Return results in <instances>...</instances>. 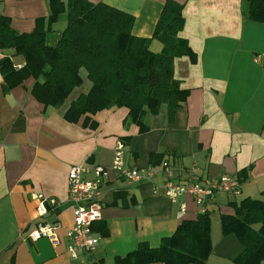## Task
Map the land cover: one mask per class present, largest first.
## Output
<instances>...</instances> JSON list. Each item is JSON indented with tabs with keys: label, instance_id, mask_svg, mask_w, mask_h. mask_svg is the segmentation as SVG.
<instances>
[{
	"label": "crops",
	"instance_id": "1",
	"mask_svg": "<svg viewBox=\"0 0 264 264\" xmlns=\"http://www.w3.org/2000/svg\"><path fill=\"white\" fill-rule=\"evenodd\" d=\"M88 1L132 15L133 35L152 39L168 0ZM174 1L184 5L180 36L193 52L175 60V78L189 96L173 121L166 109L148 113L145 134L135 124L125 126L127 108L91 116L95 129L84 126V118L77 124L64 119L71 103L92 88L86 69L80 72L83 84L60 108L35 99L33 78L6 93L0 72V264H121L118 260L141 244L161 248L199 210L191 196L166 197L162 164L167 160L182 180V171L193 167L199 182L231 175L241 183L240 201H264V23L247 17L245 0ZM1 15L17 32L31 33L38 19L50 17L51 8L49 0H0ZM67 24L64 13L47 33L48 46L58 44ZM162 50V43L152 41L151 51ZM5 56H12L17 67L24 65V57L11 50H0V59ZM119 141L126 146L128 166L153 169L155 179L129 185L113 177L103 189V219L94 223L99 245L73 259L67 239L74 225L68 171L75 164L110 166ZM39 193L60 203L58 213L46 218L57 225L58 244L28 237L43 220L33 198ZM237 197L217 193L210 200L211 219L219 212L212 219L214 246L207 264H234L244 250L236 235H223L221 225L222 215L235 214L230 204ZM183 205L187 211L181 215Z\"/></svg>",
	"mask_w": 264,
	"mask_h": 264
},
{
	"label": "trees",
	"instance_id": "2",
	"mask_svg": "<svg viewBox=\"0 0 264 264\" xmlns=\"http://www.w3.org/2000/svg\"><path fill=\"white\" fill-rule=\"evenodd\" d=\"M51 15L38 19L31 33L11 28V19L0 16V50L23 56L17 67L12 56L0 59V72L6 93L33 78L32 94L45 107L60 108L83 84L86 69L92 88L73 101L65 120L93 129L91 116L112 108H127L125 126L135 124L140 133L149 131L148 113L166 109L173 121L189 91L175 78V60L193 56L188 42L180 36L185 27L184 5L168 0L152 39L133 35L134 17L105 3L88 0H49ZM245 14L264 23V0H245ZM67 13L68 24L56 46L46 43L47 33L59 17ZM47 22V27L45 23ZM163 45L160 53L151 51L152 41ZM156 155H152L155 157ZM234 215H222L223 235L234 234L244 246L234 264L264 262V201L245 198L232 202ZM211 212L195 220H185L161 248L141 244L121 264H207L213 253ZM258 226V227H256Z\"/></svg>",
	"mask_w": 264,
	"mask_h": 264
},
{
	"label": "built area",
	"instance_id": "3",
	"mask_svg": "<svg viewBox=\"0 0 264 264\" xmlns=\"http://www.w3.org/2000/svg\"><path fill=\"white\" fill-rule=\"evenodd\" d=\"M162 165L166 197L177 200L181 196H191L199 207L198 215L209 212L210 200L217 193H227L235 197L241 194V183L234 176L224 174L199 182L196 179L198 169L193 167L182 171L185 178L182 180L174 164L167 160ZM68 172L69 201L74 213V225L67 233L68 253L71 258L77 259L81 253H93L99 245L94 223L103 219V189L112 178L129 185H140L145 182L152 183L155 173L150 168L129 167L126 146L122 141L117 142L110 166L75 164ZM154 193L158 194V191L155 190ZM33 198L37 202L38 217L43 220L29 234V239L34 242L48 239L58 244L57 225L46 218L58 213L60 203L43 193L34 194ZM186 211L187 207L183 205L181 215Z\"/></svg>",
	"mask_w": 264,
	"mask_h": 264
},
{
	"label": "rangeland",
	"instance_id": "4",
	"mask_svg": "<svg viewBox=\"0 0 264 264\" xmlns=\"http://www.w3.org/2000/svg\"><path fill=\"white\" fill-rule=\"evenodd\" d=\"M65 14H67V13H65ZM15 57H16V56H15ZM13 61H14V60H13ZM241 199H242V197L238 195V197H237V201L239 202ZM218 212H219V211H216L215 213L212 214V219H213L214 221L217 220L216 218H217V216H218ZM218 250H219V249H218Z\"/></svg>",
	"mask_w": 264,
	"mask_h": 264
}]
</instances>
